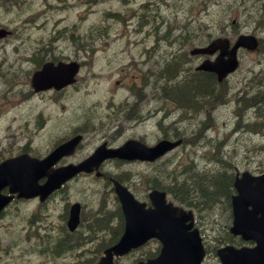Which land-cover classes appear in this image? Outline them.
<instances>
[{"label":"rangeland","instance_id":"rangeland-1","mask_svg":"<svg viewBox=\"0 0 264 264\" xmlns=\"http://www.w3.org/2000/svg\"><path fill=\"white\" fill-rule=\"evenodd\" d=\"M50 1L57 3L55 0ZM101 1L93 8L85 3L86 0H64L66 8H48L44 0H22L17 7L14 3L6 8L0 7V25L10 28L14 36L0 41L1 149L5 152L7 149L13 151L15 144L26 143L37 151L43 150L48 145V142H45L47 132L52 130L48 125L53 128L49 138L53 140L57 136L60 139L65 137L72 124L74 131L75 125L80 123L87 135L84 149H92L100 143L105 133L116 135L113 137L116 143H120L125 136H134L152 144L164 137L161 128L165 127L169 131L165 137L183 139V144L173 150L174 152L167 153L157 162L136 161L121 164L119 167L114 164L106 170L109 173L128 171L127 180L136 195L145 193L148 190L147 185L154 179L169 187L173 184L179 186L180 183L176 182L181 181L183 175L180 172L183 168L199 169V172L208 169V174L219 172L214 169L221 167V163L215 161L216 158H221L224 164L226 162L223 159L229 160L234 171L246 168L262 171L264 116L259 112L254 113L258 110L264 115V101L258 107L242 109L236 115L239 103L236 97L241 90L251 93L264 89V0ZM232 17L236 19L235 22H231ZM66 25H69L67 33L77 34L78 31L79 37L83 36L86 40V59L80 75L82 79L78 83L82 86H71L68 88L70 91L60 95L54 92L34 94L29 88L30 84L28 85L29 60L21 62L20 59L14 58L17 44L23 43L25 49L32 52L40 51L41 45L48 47L41 54L28 52L36 58L61 59L62 56L72 55L73 47L66 41V37H63L67 36L63 31L67 28ZM241 32L256 35L260 39V45L256 50L239 51V66L226 80L228 86L225 103L201 111H189L188 106L184 104L180 106L168 98L160 99L158 85L153 86L142 79L140 83H144V87L139 88L141 98L138 100L132 95L137 87L134 81L130 80L135 78L138 81V75L142 71L157 72L162 59L165 58L163 51L188 50L191 46L205 44L216 36L226 35L234 38ZM187 33L190 35H186ZM166 34L173 37L165 38ZM61 37L63 38L59 39ZM154 53H157L158 62L146 58L148 54ZM138 60H142L141 63ZM194 60L197 61L198 57L194 56ZM18 62L23 67L19 70L16 68ZM135 66L138 68V74ZM148 78L149 75H146V79ZM118 79H123V83H118ZM179 79L182 82L186 81L187 77L180 76ZM175 80L176 77H172L168 81L173 83ZM132 84L134 86L131 87ZM248 85L255 87L250 90ZM81 90L85 92L82 95L84 101L93 111L86 119L80 109V99L74 101L75 92ZM143 90L147 96L146 113L139 102L143 98ZM237 90L239 92L235 93ZM28 95L31 97L30 103L26 97ZM23 99L24 104L29 103V106L23 114L16 113L17 106L22 104ZM135 105L139 107L137 113L132 108ZM128 111L131 112L127 113ZM131 116L136 118L129 120ZM39 118L43 127L35 123ZM115 125L118 133H115ZM168 171L174 173L171 177H179L175 179L176 182L169 180ZM140 176L142 181L136 179ZM78 178L81 181L70 183L50 203L16 202L15 207L12 205L7 210L17 221L22 220L23 237L28 234L26 231L29 219L35 223L40 222L38 213L43 208H46L43 211L45 216L54 207V219H47L41 226L36 225V231L40 232L44 231V226L61 228V208L67 200L83 202L84 223L81 228L86 222L92 225L91 220L95 214L110 208L112 197L107 191V182H103L105 179L91 178V174ZM88 182L94 183L95 191ZM176 189L179 194L174 195L184 201V198L187 199L191 194L182 193L179 187ZM227 202L229 203V200L226 195L219 197L215 201V212H211L206 205L199 207L200 220L204 221L201 226L210 245L232 238L226 229L229 221ZM13 221L10 220L11 224ZM0 223V230L4 226H10L8 221L1 220ZM108 226L114 227V220H111ZM90 233L109 236L104 229L97 226H93ZM44 236L38 234V237ZM25 245L26 241L23 244V260L30 261L28 264L41 263L42 260L36 256V252L24 250ZM87 247L96 248L98 244L93 242ZM137 254L138 251L122 257L118 259L117 264H127ZM208 260L212 261L213 257ZM214 260L215 264H218L217 257Z\"/></svg>","mask_w":264,"mask_h":264},{"label":"water","instance_id":"water-1","mask_svg":"<svg viewBox=\"0 0 264 264\" xmlns=\"http://www.w3.org/2000/svg\"><path fill=\"white\" fill-rule=\"evenodd\" d=\"M4 34V30H0V35ZM256 40L251 35H240L233 46L228 48V42L226 39H216L213 40L208 46L204 48H197V51L202 52H213L216 48H220V54L216 57L214 61L205 60L199 67L214 70L218 73V79L229 70L236 66V49L238 46H246L248 48L255 47ZM227 55L224 58V55ZM46 76V77H45ZM49 78V84L55 87H60L64 83L68 82L69 76L63 73H46V75L35 74L33 76L32 82L34 84L42 83L41 79ZM47 84V83H45ZM164 142L159 143L157 146L150 150H143L139 148V154H143L140 157H153L158 153L162 152L164 147ZM137 145V144H133ZM149 151V152H148ZM118 155H121L118 153ZM244 175V174H243ZM59 180L65 178V175H61ZM261 186L251 185V181L255 182L254 178H248L242 176L240 179L236 180L235 183L239 191L238 195L234 197V220L231 230L233 232H241L245 238H253L257 242L256 246L253 248H244L240 250H234L232 247L228 246L220 250V254L224 259L225 256H240L243 255L245 258L239 264H264V215L257 218L255 214L257 212L264 213V175L258 177ZM120 200L122 202L123 211L126 218V228L125 233L119 241V245L127 244L128 237L139 238L148 234L156 233L160 234L165 238L177 236V226L173 220L168 216V210L163 208H156L154 210H142L133 211L130 209L133 203H136L130 194H128L123 188H117ZM251 203L252 208L246 209V205ZM141 209V208H138ZM247 213L245 218L242 214ZM245 220H251L253 224L244 225L248 222ZM144 237L140 238L142 240ZM171 251L168 241L166 252ZM180 254V250L175 251ZM247 253V254H245ZM193 257V263L198 264L201 255L202 248L201 245L198 249H194L191 252ZM248 256V257H246ZM230 264H233L230 259Z\"/></svg>","mask_w":264,"mask_h":264},{"label":"flooded vegetation","instance_id":"flooded-vegetation-1","mask_svg":"<svg viewBox=\"0 0 264 264\" xmlns=\"http://www.w3.org/2000/svg\"><path fill=\"white\" fill-rule=\"evenodd\" d=\"M68 40V43L70 46L73 47V54L72 55H66L62 56L61 59L65 61H75L78 64V72L76 73V80L73 83L72 86L78 85V83L81 81L82 77H80L82 70L84 68V63L86 59V53H85V37H78V39H75L74 37H66V41ZM41 50L38 52H30V53H42L43 50H46L48 47L45 45H41ZM22 43H18L16 47V59H20L22 61L23 56H22ZM26 60H29V64L35 68L39 67L40 64L46 60L44 57H32L29 53L28 56L25 58ZM55 60V59H52ZM58 60V59H56ZM17 70L21 69V63L18 62L16 66ZM124 74V73H121ZM193 74H191L192 76ZM160 80L165 81V76L163 74H160ZM119 83V81L117 80ZM135 86L137 87L136 89L133 90L132 95L134 97H137L139 100L141 98L140 96V87H144V85L139 84L134 79ZM153 85H158V84H153ZM81 87L82 85H78ZM131 87L134 86L133 84L130 85ZM168 86L166 84H160L157 87V90L159 91V96L160 99L166 98L165 93L167 91ZM144 91V90H143ZM145 94L143 92V98L139 101L141 103V106L143 107V112L146 113L145 111L146 108V103H147V96L145 98ZM133 110L137 113L139 111V107L136 105L132 107ZM131 111H128L127 113H130ZM126 118V117H125ZM136 118L135 116H131L128 118L129 120ZM127 119V118H126ZM117 125H115V133H118V128H116ZM71 128V127H70ZM105 133V132H104ZM107 135V136H106ZM116 135H109L108 133H105L101 141H107L108 145H116L117 143L114 142L113 137ZM108 137V138H107ZM100 141V142H101ZM82 146V143L79 144L78 151L80 150V147ZM19 151H22V143L19 145ZM0 158H1V153H0ZM72 161V160H66ZM70 201H75V200H70ZM80 202V211L83 209V202L80 200H77ZM2 219L3 216L5 222L8 221V223L11 225L10 228H4L2 229V233L0 236V251L3 253L2 257L3 259L0 261V264H28L30 261L28 260H23L22 258V234H21V226L20 223L17 221L16 217H13L12 213L10 212H5L3 211L1 214ZM65 215V212H64ZM13 219V223L11 224L10 220ZM82 219L80 220V222ZM1 226V223H0ZM62 237V241L61 240ZM68 239V234L64 231V228L61 227L60 229H56L53 226H50L46 233V239H45V244L41 246V248L36 252V256L42 260L41 263H34V264H69V244L67 243ZM92 249V248H89ZM38 254V255H37Z\"/></svg>","mask_w":264,"mask_h":264},{"label":"trees","instance_id":"trees-1","mask_svg":"<svg viewBox=\"0 0 264 264\" xmlns=\"http://www.w3.org/2000/svg\"><path fill=\"white\" fill-rule=\"evenodd\" d=\"M178 61L173 62L170 64L167 68V74L172 73V71H175L178 66H175V63ZM173 67V70H172ZM192 87V85H190ZM197 91L199 93V105H202V99L207 97V95L211 96L214 92L215 96L220 93L221 91L224 92V89H221L222 85L217 83L214 79H206V77H200L198 84ZM206 87V89H205ZM168 87V96L170 95L173 99L179 100L181 99H191V95H185L184 91L187 88V85L182 86H173L172 88ZM179 89V90H178ZM252 89L254 87L252 86ZM179 92H178V91ZM178 92V93H177ZM190 92V91H189ZM175 93V94H174ZM174 94V95H173ZM181 94V95H180ZM175 96V97H174ZM181 96V97H180ZM183 96V97H182ZM178 97V98H176ZM244 97V96H243ZM244 105L254 107L258 106L262 101H264V91L260 90H254L252 94H245L244 99H241ZM218 159H216L217 161ZM225 161V160H224ZM221 167L220 168H214V173L208 174L207 172H196L192 169H186L185 171H182V178L180 182H176V178H179L178 176L174 177L172 180L176 183H180L179 186H176V184H173L172 187H169V189L172 191L173 194L178 195L179 192L176 189V187H179L180 190L182 189V193L188 194L187 199L184 198L182 195H179L181 198H184L186 201L192 202L198 206H204L206 205V208L210 209L211 212H215V201L223 195H228V192L231 190V182H232V171H226V165L223 163V161L220 162ZM228 165V164H227ZM171 172L168 171V175H170ZM174 174V173H171ZM159 181V180H158ZM157 184L163 185V182H157ZM176 189V190H175ZM193 193V194H192Z\"/></svg>","mask_w":264,"mask_h":264},{"label":"bare ground","instance_id":"bare-ground-1","mask_svg":"<svg viewBox=\"0 0 264 264\" xmlns=\"http://www.w3.org/2000/svg\"><path fill=\"white\" fill-rule=\"evenodd\" d=\"M158 25H159V24H158ZM155 28H156V27H155ZM158 29H159V28H158ZM156 30H157V29H156ZM158 37H159V36H158ZM162 42H163V41H162ZM164 43H165V42H164ZM178 90H179V89H178ZM178 90H177V91H178ZM143 92H144V91H143ZM178 92H179V91H178ZM178 92H177V93H178ZM144 93H146V92H144ZM168 93H169V92H168ZM174 94H175V93H174ZM174 94H173V95H174ZM180 95H181V94H180ZM185 95H186V94H185ZM174 97H175V96H174ZM180 97H181V96H180ZM182 97H183V96H182ZM136 98H137V97H136ZM145 98H146V96H145ZM176 98H178V97H176ZM151 99H152V98H151ZM130 108H131V107H130ZM146 109H147V108H146ZM153 111H154V110H153ZM145 112H146V111H145ZM173 113H174V111H173ZM155 115H156V114H155ZM156 116H157V115H156ZM156 116H155V118H156ZM170 116H171V115H170ZM164 128H165V127H164ZM106 136H107V135H106ZM107 138H108V137H107ZM166 138H168V137H166Z\"/></svg>","mask_w":264,"mask_h":264}]
</instances>
